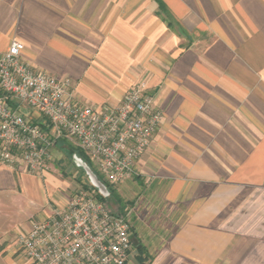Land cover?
Wrapping results in <instances>:
<instances>
[{
    "label": "crops",
    "instance_id": "obj_1",
    "mask_svg": "<svg viewBox=\"0 0 264 264\" xmlns=\"http://www.w3.org/2000/svg\"><path fill=\"white\" fill-rule=\"evenodd\" d=\"M13 38L81 103L113 108L142 81L163 112L114 186L132 225L127 264H264V0H0V56ZM23 178L36 177L0 161V233L14 248L54 211ZM47 180L49 193L62 183Z\"/></svg>",
    "mask_w": 264,
    "mask_h": 264
},
{
    "label": "built area",
    "instance_id": "obj_2",
    "mask_svg": "<svg viewBox=\"0 0 264 264\" xmlns=\"http://www.w3.org/2000/svg\"><path fill=\"white\" fill-rule=\"evenodd\" d=\"M23 48L13 38L0 56V161L44 175L52 147L66 138L111 185L132 177L163 117L146 84L134 83L117 106L99 110L78 101L69 79L35 67ZM16 245L35 264H127L134 242L128 213L110 209L94 189L83 187L18 233Z\"/></svg>",
    "mask_w": 264,
    "mask_h": 264
},
{
    "label": "rangeland",
    "instance_id": "obj_3",
    "mask_svg": "<svg viewBox=\"0 0 264 264\" xmlns=\"http://www.w3.org/2000/svg\"><path fill=\"white\" fill-rule=\"evenodd\" d=\"M28 110H25L24 112L26 113V111ZM78 163H79L78 160L68 155V153L65 152L64 150L59 149L57 155H54V153L52 152V160L48 165L49 169L47 168L49 172L48 176H45L46 174L34 175L29 171L23 169L22 166L19 164L12 165V167L14 171H16L17 173L23 171L26 172L27 174L36 177L32 179L23 178L21 180L24 186V191H26L28 196L29 195L34 196L35 198L41 195V199L43 198V200L45 201V205L51 207L52 210H54L55 208L61 206L58 203L59 200L66 199L67 196H70L78 189L83 188L84 184H88L89 186L94 187L91 184V181L89 180V176L87 172L85 171V169L83 171L82 167H80ZM92 165L94 166L92 167L93 170L94 169L98 170L97 166L94 163H92ZM49 176H53L54 180L58 179L62 182L61 185L58 186L57 191L53 193H49L50 191L47 192L48 191L47 183L49 181L47 179ZM97 192H99V190L96 191V193ZM106 204L110 209L116 212H120L119 203L116 201L114 196H109ZM35 207L36 205L30 204L29 202H28V206H26V208H28L29 210H34ZM19 214L25 216V214H21V213ZM36 214L38 217L42 215L41 212H37ZM19 217L18 219H16V222L15 221L14 223L12 222L13 225L11 226H19V222H17L20 220ZM2 225L6 227L9 224L7 223V221H4ZM5 233L6 232L0 233V264H35L25 257L23 251L19 250V248L17 247L16 248L13 247L10 237L5 235ZM130 264H134V262H131Z\"/></svg>",
    "mask_w": 264,
    "mask_h": 264
},
{
    "label": "water",
    "instance_id": "obj_4",
    "mask_svg": "<svg viewBox=\"0 0 264 264\" xmlns=\"http://www.w3.org/2000/svg\"><path fill=\"white\" fill-rule=\"evenodd\" d=\"M72 157L79 161L78 165L80 167L85 169L89 176L91 184L99 190L101 195L108 198L111 194L108 186L99 178L98 174L92 169V167L83 158L79 157L78 154L73 153Z\"/></svg>",
    "mask_w": 264,
    "mask_h": 264
},
{
    "label": "trees",
    "instance_id": "obj_5",
    "mask_svg": "<svg viewBox=\"0 0 264 264\" xmlns=\"http://www.w3.org/2000/svg\"><path fill=\"white\" fill-rule=\"evenodd\" d=\"M67 153H68V155H70V156H72V154L73 153H76V154H78L81 158H83L91 167H94L93 165H92V163H91V161H90V159H89V157L80 149V148H77V147H71L68 151H67ZM82 170L84 171V169L82 168ZM94 171H96L97 172V174H98V176H99V178L102 180V181H104V183H106V185L108 186V189L110 190V196H114V198L116 199V201L118 202V203H120V200H119V198H117V196H116V191H115V189H114V187H113V185H111L109 182H107L104 178H103V176L101 175V173L99 172V170H96V169H94ZM83 187H85V188H92V189H94L95 191H98V189L97 188H95V187H92V186H89L88 184H84L83 185ZM97 194V197L100 199V200H102V201H104V202H107L108 201V198H106V197H104L103 195H101L99 192H97L96 193Z\"/></svg>",
    "mask_w": 264,
    "mask_h": 264
}]
</instances>
